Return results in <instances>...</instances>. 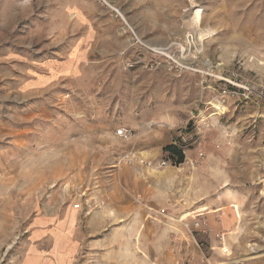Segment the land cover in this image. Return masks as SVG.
<instances>
[{"label":"rangeland","instance_id":"obj_1","mask_svg":"<svg viewBox=\"0 0 264 264\" xmlns=\"http://www.w3.org/2000/svg\"><path fill=\"white\" fill-rule=\"evenodd\" d=\"M263 14L264 0H0V264H24L31 219L70 179L80 208L86 189L125 165L172 171L163 197L130 216L150 223L118 222L133 233L132 257L122 232L109 251L81 244L73 264H247L241 237L246 256L264 253V101L221 78L264 85V49L246 44ZM158 16L171 32L152 45L141 31ZM210 26L237 42L206 44ZM129 105L115 119L130 135L115 128L101 155L94 119ZM145 109L185 144L182 163L160 166L165 146L146 157Z\"/></svg>","mask_w":264,"mask_h":264},{"label":"crops","instance_id":"obj_2","mask_svg":"<svg viewBox=\"0 0 264 264\" xmlns=\"http://www.w3.org/2000/svg\"><path fill=\"white\" fill-rule=\"evenodd\" d=\"M165 21L164 17L158 16L155 21L151 18L149 25L146 23L141 32L155 35L147 38L149 44L162 45L165 42L164 34L171 32L170 29H166V26L170 27V25ZM173 26L172 32L178 35L185 29L184 25H180V23ZM210 29L211 31L205 34L203 38L206 44H212L216 49H229L232 46H229V43L234 44L237 42L235 35L228 36L230 32L227 34L223 31L218 32L212 26H210ZM231 34H237L236 38L240 34L244 35L240 31L231 32ZM209 37L211 38L209 39ZM253 37H257V39L248 41L246 44L251 43L255 51L264 49V26L260 27V30L256 28ZM224 38L227 42L224 41ZM164 49L163 47L162 50ZM167 49L170 48L166 47ZM130 106L123 109L120 107L119 110L117 107L108 108L106 110L109 116L108 119L107 117L103 120H100L101 118L99 120L94 119L95 122H98L94 125L99 126L97 127L98 137L96 140L101 148L99 150L101 155L105 152L104 150H107V147L110 148L111 142L119 140L114 133L115 128L125 127V120L121 121L120 119L118 121V119H115V114L118 111L124 114H133L135 112L134 108ZM151 110L145 109L137 113L141 116L139 119L142 122L145 121L140 130L142 131L141 134L144 133L146 137L142 142L143 145L150 147L146 150V157L157 158L162 154V148L167 144L175 143L176 139L173 138L172 134L165 133V128L162 126H151L154 121L159 122V118L162 120L164 118L162 113L160 115L158 113L156 117L151 118L149 116ZM143 118L145 120H142ZM126 120L130 121L129 118ZM153 168L145 169L125 165L111 175L105 173L106 175L100 176L96 184L94 183L93 188L86 189L87 194L79 199L81 201L80 208H73L72 202L69 201V198L78 192L74 188L73 180L70 179L72 190L69 191L68 182L66 188L62 187L60 201L58 199L54 201L51 195L45 202L44 211H46L40 212L31 219L28 230V248L23 263L73 264L81 244L88 243L87 250L91 249L92 252L98 251L93 248H99L100 251L105 245L108 246L109 251L111 242L114 243L113 245H117V242H123L122 232H124L125 242L124 256L132 257V248L128 242L131 241L133 233L126 229L123 231V229L117 227H133L150 223L148 219L138 221L137 218L134 219L130 216L136 211L145 209V207L150 208V205L153 206L160 196L163 197V189L166 185L164 178L168 177L172 171L168 168L162 170L156 169V167ZM72 177L76 176L73 175ZM118 222L121 223L120 226H117ZM126 234H129V236L127 237ZM241 240V255L239 257L246 260L247 264H264V253L253 257L246 256L247 249L245 245L247 243L244 244V237H241ZM127 246L129 247L127 248Z\"/></svg>","mask_w":264,"mask_h":264},{"label":"built area","instance_id":"obj_3","mask_svg":"<svg viewBox=\"0 0 264 264\" xmlns=\"http://www.w3.org/2000/svg\"><path fill=\"white\" fill-rule=\"evenodd\" d=\"M223 81L231 84V85H235L239 88H241L243 91H246L247 93L249 91L255 93V95L257 96L258 100L261 99L262 101H264V85H259V88L258 87H255V86H249L245 83H242V84H237L235 82L232 81V79H228L226 77H221ZM234 92H232L233 94ZM222 94L224 95H227L228 94V89H224ZM241 96H244L245 97V94L244 92L243 93H240ZM116 134L118 136H122V137H127L128 135H130V131H128L126 128H123V127H120L116 130ZM179 142V140L177 139V141H175V143ZM168 163V160H166L165 158L164 159H161L160 162H159V165L160 166H164ZM79 204H74V208H78Z\"/></svg>","mask_w":264,"mask_h":264},{"label":"trees","instance_id":"obj_4","mask_svg":"<svg viewBox=\"0 0 264 264\" xmlns=\"http://www.w3.org/2000/svg\"><path fill=\"white\" fill-rule=\"evenodd\" d=\"M183 145L185 144L181 143L180 141L177 143L167 144L163 148V153H165L164 158L173 165L182 163L184 161Z\"/></svg>","mask_w":264,"mask_h":264},{"label":"bare ground","instance_id":"obj_5","mask_svg":"<svg viewBox=\"0 0 264 264\" xmlns=\"http://www.w3.org/2000/svg\"><path fill=\"white\" fill-rule=\"evenodd\" d=\"M188 15V14H187ZM192 15V14H191ZM192 18V17H191ZM193 20V19H192ZM187 27V26H186ZM190 27V26H189ZM184 31H186V30H184ZM183 35H185V34H183ZM188 38V37H187ZM164 53V52H163ZM182 56H183V54H182ZM186 60V59H185ZM214 107H215V109H217V110H222L223 109V107H222V105L220 104V103H214ZM199 207H201L200 208V210H205L206 208H205V206H199ZM233 207L235 208V211H236V213H237V215L239 216V210H238V208H237V205H233ZM199 209V208H198ZM208 209V208H207ZM193 214V213H192ZM187 213H184V214H182L181 215V218L179 219V220H184L185 218H187ZM193 216V215H192ZM179 217V216H178Z\"/></svg>","mask_w":264,"mask_h":264}]
</instances>
